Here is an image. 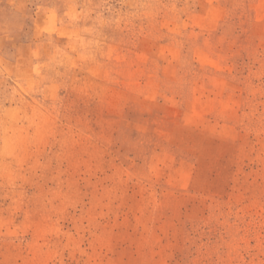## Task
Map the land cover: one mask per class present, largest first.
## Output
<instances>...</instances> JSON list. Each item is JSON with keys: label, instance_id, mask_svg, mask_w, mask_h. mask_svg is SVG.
I'll return each mask as SVG.
<instances>
[{"label": "rangeland", "instance_id": "obj_1", "mask_svg": "<svg viewBox=\"0 0 264 264\" xmlns=\"http://www.w3.org/2000/svg\"><path fill=\"white\" fill-rule=\"evenodd\" d=\"M0 264H264V0H0Z\"/></svg>", "mask_w": 264, "mask_h": 264}]
</instances>
